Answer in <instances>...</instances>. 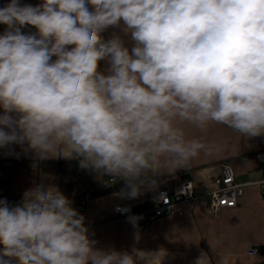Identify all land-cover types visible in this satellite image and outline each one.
Returning <instances> with one entry per match:
<instances>
[{
	"label": "clouds",
	"instance_id": "9594fccd",
	"mask_svg": "<svg viewBox=\"0 0 264 264\" xmlns=\"http://www.w3.org/2000/svg\"><path fill=\"white\" fill-rule=\"evenodd\" d=\"M0 25L5 155L77 160L122 180L116 197L135 199L208 149L186 125L264 135V0H9ZM109 28L132 46L105 39ZM47 179L18 203L0 197V264H163V248L137 246L138 216H128L130 250L97 247L86 217ZM193 264H210L209 253Z\"/></svg>",
	"mask_w": 264,
	"mask_h": 264
},
{
	"label": "crops",
	"instance_id": "0c3cea01",
	"mask_svg": "<svg viewBox=\"0 0 264 264\" xmlns=\"http://www.w3.org/2000/svg\"><path fill=\"white\" fill-rule=\"evenodd\" d=\"M8 2L0 0V6ZM22 2L36 5L42 0ZM4 28V25H0V34ZM24 31L34 32L35 29L28 27ZM113 33L121 35L126 45L132 46L130 37L119 29L109 28L103 35L107 39ZM100 66L104 69L105 62H101ZM185 127L190 137L203 138L208 145V149L193 159L186 169L156 177V186L143 188L142 194L135 199H120L114 195L124 186L119 178H101L81 169V182L76 186L73 206L82 212L79 199L85 193H91L87 223L94 232L93 238L98 241L97 247L130 250L137 228L129 223L128 218L120 219L115 207L126 206L135 213L138 208L148 204L157 191L173 189L187 180L192 182L199 199L184 205V215L181 217L158 219L147 229H142L138 222L142 239L137 246L146 250L163 248L167 253L163 264H193L201 250L209 253L210 264H218L220 256H227L229 264H264V255H247L249 247L264 245V200L260 187H245L239 206L223 210L216 218L209 212V199L206 196L214 188L213 182L220 175L222 164L233 167L238 181L249 183L263 178V169L256 155L264 150V135L248 139L220 124H210L204 129L190 125ZM16 152H20L19 147ZM61 161L68 160H36L31 153H21L19 157L8 156L0 150V197H6L12 203L20 202L25 190L40 182L43 174L49 176L45 183L59 187L58 165Z\"/></svg>",
	"mask_w": 264,
	"mask_h": 264
},
{
	"label": "built area",
	"instance_id": "2783aa9c",
	"mask_svg": "<svg viewBox=\"0 0 264 264\" xmlns=\"http://www.w3.org/2000/svg\"><path fill=\"white\" fill-rule=\"evenodd\" d=\"M257 162L262 166L263 178L256 182H241L236 179V173L230 164H222L220 175L214 179V188L206 195L209 199V212L213 217H218L225 209L237 208L243 196L245 187L256 185L261 189L264 200V150L257 153ZM113 181V180H111ZM91 193H85L79 204L82 208L81 214L86 217V224L89 218V201ZM199 197L196 195L194 186L190 181H183L173 189H161L157 191L151 201L138 208L135 213L131 209L129 213H118L120 219H127L129 215L140 217L139 223L142 229L149 228L155 221L164 217H181L184 215V205L194 202ZM121 207H126L122 206ZM129 208V207H128ZM247 255L250 257L263 256L264 245L249 247Z\"/></svg>",
	"mask_w": 264,
	"mask_h": 264
},
{
	"label": "trees",
	"instance_id": "16d2710c",
	"mask_svg": "<svg viewBox=\"0 0 264 264\" xmlns=\"http://www.w3.org/2000/svg\"><path fill=\"white\" fill-rule=\"evenodd\" d=\"M58 168L60 173L59 189L72 200L76 186L81 182V169L75 160L61 161Z\"/></svg>",
	"mask_w": 264,
	"mask_h": 264
}]
</instances>
